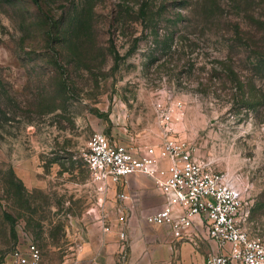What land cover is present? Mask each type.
Wrapping results in <instances>:
<instances>
[{
  "label": "rangeland",
  "instance_id": "obj_1",
  "mask_svg": "<svg viewBox=\"0 0 264 264\" xmlns=\"http://www.w3.org/2000/svg\"><path fill=\"white\" fill-rule=\"evenodd\" d=\"M49 3L91 12L99 49L60 58L40 39L23 46V10L0 0V264L29 241L41 264H61L85 223L113 215L87 170L86 141L102 131L157 144L158 101L181 103L171 134L234 178L243 224L264 239V70L252 69L264 0ZM220 61H233L240 87L213 74Z\"/></svg>",
  "mask_w": 264,
  "mask_h": 264
},
{
  "label": "built area",
  "instance_id": "obj_2",
  "mask_svg": "<svg viewBox=\"0 0 264 264\" xmlns=\"http://www.w3.org/2000/svg\"><path fill=\"white\" fill-rule=\"evenodd\" d=\"M156 104L163 127L157 144L139 146L102 131L92 132L86 141L85 163L97 189L116 191L115 222L127 225L130 213L125 205L130 195L118 187L126 184L129 175L144 174L163 196L162 207L144 216L148 224L166 226L177 240L195 242L197 236H204L212 241L216 250L206 257V264H264V239L243 224L249 210L234 178L171 134L179 101ZM106 221L104 230L112 223L110 217ZM117 231L120 239L128 237L125 228ZM120 254L125 256L124 248ZM9 255L17 264L41 261V251L32 241L23 248L13 247Z\"/></svg>",
  "mask_w": 264,
  "mask_h": 264
},
{
  "label": "crops",
  "instance_id": "obj_3",
  "mask_svg": "<svg viewBox=\"0 0 264 264\" xmlns=\"http://www.w3.org/2000/svg\"><path fill=\"white\" fill-rule=\"evenodd\" d=\"M130 195L125 205L130 208L127 225L115 222L116 191L110 197L113 215L108 221L93 219L84 224L70 253L61 264H206V257L216 250L215 244L204 236L195 242L175 239L166 226H155L144 220L147 213L163 205V196L151 177L136 173L127 177L126 184L118 190ZM125 228L128 237L120 239L117 228ZM125 249V256L120 252ZM1 264H17L8 254ZM41 264V263H40Z\"/></svg>",
  "mask_w": 264,
  "mask_h": 264
},
{
  "label": "trees",
  "instance_id": "obj_4",
  "mask_svg": "<svg viewBox=\"0 0 264 264\" xmlns=\"http://www.w3.org/2000/svg\"><path fill=\"white\" fill-rule=\"evenodd\" d=\"M15 4L23 10L22 21L19 26L23 28L27 41L23 46L31 47L32 41L42 40L45 45L55 47L54 54L61 58L67 55L87 57L99 49L96 42V32L93 30V17L91 12L54 13V7L49 0H14ZM250 37L256 36L257 32H245ZM252 50V49H250ZM253 66L256 72L264 70V46H256L253 50ZM220 67H212V72L222 81L230 82L240 87L237 69L233 68L232 62L220 61ZM240 85V86H239ZM8 216V213L4 212ZM6 227H4L5 229Z\"/></svg>",
  "mask_w": 264,
  "mask_h": 264
}]
</instances>
